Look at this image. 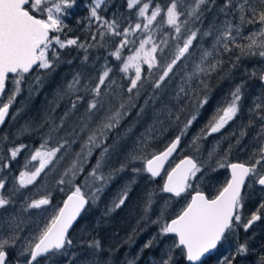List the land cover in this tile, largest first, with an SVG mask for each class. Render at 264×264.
Segmentation results:
<instances>
[{
  "label": "snow or ice",
  "instance_id": "6c2138e0",
  "mask_svg": "<svg viewBox=\"0 0 264 264\" xmlns=\"http://www.w3.org/2000/svg\"><path fill=\"white\" fill-rule=\"evenodd\" d=\"M104 0H93L88 6L89 21L95 20L100 22L98 31L103 39L105 33L112 36L121 37L110 56L121 62L120 71L127 74L129 69H134L133 75L129 79L127 92L132 93L136 89V94L139 95V88L143 87L142 81V66L148 65L150 70L157 66V51L159 48L160 54H164V49L152 41V36L147 35L145 39L139 41V47L133 51L132 55L122 57V50L130 43L135 44V40H129V33L135 34L142 29L150 31L149 26L156 21L158 16L167 23L180 39V43L176 45V50L172 54L170 61L166 62L162 74L159 79L153 83L154 89H159L161 84L173 72V68L182 58L191 55L190 48L193 47V42H198L200 37H213L212 50L205 49L201 55L199 64L195 65V70L188 74L185 80L186 84H190L194 78L200 74L208 75L217 70L223 63L222 60L213 57L214 52L232 53L234 50L239 54L236 56L238 61L243 56H256L264 58V0H223L222 4L216 5V0H194V6L191 11L185 12L183 9H178V0H169L164 7L155 5L151 14H148L150 7L149 2L144 0H126L129 10L137 9L135 15L142 17L145 23L137 22L134 25L128 24L127 28L121 29L120 23L113 18L108 20L99 13ZM209 5L216 6L218 13L223 14L224 19L212 23L211 27L204 32L199 28L190 29L189 21H199L204 14V11H210ZM77 7V0H0V94H3L6 87V81L10 78L14 85L11 94L8 96L7 103L0 105V125H3L5 118L8 115L9 107L13 103L15 96L20 91V85L25 74L30 73L33 69H52L55 62L59 60V53L55 48H65L68 46H76L83 49L87 53L88 48L93 45L78 43L79 38H69L62 40L56 33H61L67 27L64 19L71 14V11ZM163 13V15H161ZM181 17H186L181 19ZM250 25H259L256 31H250L245 34L244 29ZM182 26L185 32L182 33ZM103 29V31H100ZM93 41L96 36L91 37ZM247 41V43H242ZM161 44L166 45L167 41L162 40ZM150 47H146L147 45ZM51 53V55H50ZM213 57L214 62L209 60ZM87 55L84 59L87 60ZM235 67V64L233 65ZM112 68L105 63L102 71L96 77L95 83L91 86L81 85L79 74L73 77L71 83L68 84V91L76 94L81 88L91 97L86 102L87 114L90 117L95 113L100 112L106 101L107 92H102V88L108 87V84L114 83L110 79ZM11 74V76H10ZM255 75V73H253ZM260 79L264 81V73H261ZM37 84L40 78H36ZM203 84V80H200ZM194 88H187L182 84L176 93V98L179 101L183 97H188L190 92H194ZM230 102L225 107L218 109L212 120L206 125L205 129L201 130L202 135H211L219 132L231 120H233L240 111L239 102L242 99L241 86H237L230 93ZM131 99V98H130ZM84 100V96L76 95V99L72 101L71 107L75 109L78 102ZM207 97L199 100V107L206 104ZM124 108V104L120 105V109ZM257 109H262L261 104L256 105ZM120 109L110 115H105L99 128L96 130L104 137L105 130H112L119 124L121 119ZM67 115V113H66ZM171 115V113H169ZM262 126L260 128V146L256 153L253 154L252 161L249 164L245 163H227L226 155L217 161L218 167H228L231 169L230 179L220 189L215 196L209 197L201 191H195L190 195L188 203L175 215L174 218L164 219L163 212L160 217L153 221L159 223L160 235L165 236L171 234L173 236L171 245L159 264H173V251L179 249L187 264H204V259L213 250H216L218 245L229 241V237L236 234L237 228H242L245 232L256 221H260L262 216L259 210L253 213L250 218L242 220L243 196L242 189L245 187L246 180L250 183H255L264 188V114H260ZM179 119V116L176 117ZM197 119V115L193 114L190 119L184 123L180 133L158 154H153L151 158L139 155L136 152L130 153L127 160L121 164L118 171H123L128 164L135 163L137 160L144 162L143 168L133 167V173L145 172L150 174V177H157L164 168L169 157L177 151L181 144V137L187 132V129ZM251 124L252 121L250 120ZM87 127V125H85ZM241 132V136L245 135ZM200 137L193 139L192 144H196ZM96 132L88 137L87 144L88 155L91 154L92 147H99L105 143V139H100L99 142ZM47 143V142H45ZM239 143V141H237ZM24 146L10 149V157L15 159L17 154ZM63 145L44 151L45 144L40 145L32 155V160L39 158L40 164L33 172L21 173L19 184L23 187L32 183L40 172L48 163H51L55 158L56 153L60 151ZM83 151V149H82ZM108 147L103 148V154L108 153ZM212 153H209V157ZM101 162L98 161L96 168L90 173L96 180L100 181V186L91 194L93 202L98 199L97 193L102 192L103 187L111 176L97 175V170L100 168ZM4 168L9 167L8 164L3 165ZM75 168V165H73ZM80 169H78L79 171ZM202 166L198 165L195 160L186 157L180 161L170 172L167 173L166 182L161 189L162 192L170 193L174 197H180L183 193L188 192L193 188L190 181L196 179L197 173L201 172ZM73 172V169H69ZM68 173H65L67 176ZM75 172H73V178ZM65 181L61 179L59 183ZM71 183V179L68 181ZM134 182V181H133ZM6 180L0 177V209L6 208L10 204V199L4 194ZM18 190V189H17ZM129 188L125 186L121 194L114 201L113 211L119 209L125 204L128 199ZM153 193H146L144 201V212L147 215L152 209ZM50 199L44 197L38 200H32L27 203V209H39L42 206L48 205ZM88 203L80 187L68 196L62 208H60L46 223L39 235L25 242L19 252V256L26 257L25 264H39L38 258L47 256L49 253L55 255L67 246L72 245V240L68 238V230L72 227L73 222L80 215L84 206ZM264 209V203L259 206ZM23 223L19 217H12L6 221L0 222V229L7 225L9 229L6 236L0 235V264H14L11 258V249L16 247V242L19 237L20 225ZM149 242L145 247H150ZM88 247L95 251H100V241L94 240L88 244ZM248 252L247 241L238 242L235 247V255L232 258L225 257L224 264H234L236 256H242ZM15 264H21L17 258ZM260 264H264V257H261Z\"/></svg>",
  "mask_w": 264,
  "mask_h": 264
},
{
  "label": "rangeland",
  "instance_id": "374dc122",
  "mask_svg": "<svg viewBox=\"0 0 264 264\" xmlns=\"http://www.w3.org/2000/svg\"><path fill=\"white\" fill-rule=\"evenodd\" d=\"M93 2V0H77V7L73 9L77 14L83 13L85 14V20L87 22V26L91 29V32H99L98 28L100 22L95 21L94 19L89 21V12L88 6ZM223 0H216V5L222 4ZM106 0L101 5L100 11L106 7ZM194 6V0H189V7L192 9ZM181 7L178 5V9ZM210 11H205V14H208V18L205 14V28L206 31L211 27L212 23L216 21L217 16H219V20H223L224 16L221 13H218L216 6L209 5ZM152 8L149 7L148 14H151ZM127 11L130 15V19L127 20V23L122 26V21L117 17V21L120 23L121 29L127 28L128 24L132 23L133 25L137 22L145 23L142 17H138L135 15L137 10L132 9ZM159 17V16H158ZM157 17V18H158ZM193 21L191 20V23ZM156 23V24H155ZM166 27H170L165 23L162 19L159 21H154L152 25L149 26L150 31L145 32L143 29L141 31L136 32L135 34L129 33L128 39L135 40V44H129L122 50V57H127L133 54V51L139 47V41L141 39H145L147 35L152 36V41L158 44L161 47L160 41L163 38L159 39L157 32L159 30L164 29ZM259 25H250L247 26L244 31L247 34L250 31H256ZM171 28V27H170ZM183 28V27H182ZM56 33L62 38H64V32ZM103 31V29H100ZM165 36L170 37L168 34ZM112 39H121V37L112 36ZM116 39V40H117ZM167 44L163 48L164 51L169 48L168 40ZM171 42H174V45L180 43V39L175 37ZM214 40L211 36H205L203 38L198 37V42H193V47L190 48L191 55H187L185 58H182L181 61L177 63V65L184 64L185 69L182 74L175 82L174 88L172 89L170 95L166 100L162 102V104L153 112L151 115L150 121H148L145 125L138 127L132 133L134 136L130 138V143L127 145L128 151L124 153V156L121 155V158L117 160V166L115 169H110L107 174L111 176L114 181L108 180L107 183L111 185L114 184V189L107 195L108 206L113 209L114 201L121 194L122 190L125 186L129 188L128 199L125 201V204L121 206L119 209H115L112 211V214L109 213L108 218L105 220L95 219V214L91 211L87 210L85 214L83 213L81 219L78 222L77 227L70 235L69 239L72 240V245L67 246L66 248L61 250L60 253H56L53 255L49 253L43 259L39 260V264H91L96 257H104L108 260V262L122 263V264H135L137 261H142V264H149L145 260H148L150 264H159L161 257L165 255L168 251L173 237L170 235L161 236L160 235V227L159 223H153L158 217H160L163 212V216L165 220L168 218H174L181 209L188 203L190 199V195L195 193V191H201L205 193L209 197H213L216 193L223 187L222 175H224L226 167H218L217 161L221 160L226 154L225 152L222 155L214 154V151L217 150L220 146V142H222V138L217 140L215 139L214 143L211 145L208 153L204 151H200L201 159L200 161L195 158L197 153L196 146L192 144L193 139L197 135L200 130L192 131L189 137L190 129L194 126H198L201 129H206V125L210 120L214 117L218 109H221L226 106L228 102H230L231 96L230 93L235 90L237 86H241L239 81L236 80L237 76L243 74V62H258L259 66L256 68V74H258L257 78L260 79L261 75V63L264 61V58L259 55L256 56H243L238 61L236 60V56L239 54L234 50L232 53H224V52H214L213 57L220 59L223 63L227 62L229 66L232 67V71L228 70V65L223 66V73L217 71L215 74L211 72L209 76V80L213 73L216 77L214 80H220L221 78L227 79L223 84L214 83L213 87L215 89H209L210 82L207 83L205 77L207 75L200 74L199 77L194 78L190 84H186L185 80L188 74L192 73L195 70V65L200 63L201 55L205 49L212 50V44ZM242 43H247V41H242ZM58 46V45H57ZM151 45H147L146 47H150ZM160 52L159 48L157 53ZM156 56H158L156 54ZM213 57H209L210 61L214 62ZM158 61V59H157ZM121 65L120 61H116ZM222 63V64H223ZM236 63H239L240 66H236ZM221 64V65H222ZM235 64V67L233 66ZM221 65L217 68L220 69ZM122 66V65H121ZM155 67V66H154ZM152 67L150 70H152ZM254 68V67H253ZM147 69V70H146ZM134 69H129L127 74L123 73V77L126 82L129 81L130 77L133 75ZM149 74L148 65L144 64L142 66V75L144 73ZM220 74V76L218 75ZM209 75V74H208ZM218 75V76H217ZM214 76V75H213ZM177 79V78H176ZM200 80H203V84H200ZM22 83V82H21ZM208 86V91H205L203 88L204 85ZM184 85L187 88H194V92H190L188 97H183L179 101L176 98V93L179 90L181 85ZM173 86V82H172ZM14 85L11 81V88L8 91V95L4 98V102L0 105L7 103L8 96L11 94ZM242 91V88H241ZM242 93V92H241ZM18 94V93H17ZM16 94V96H17ZM15 96V98H16ZM114 96V93L111 92L108 97H106V103L104 107L106 108L109 100ZM207 97V103L204 104L203 107H199V100ZM257 97V93L254 90H251L249 98L254 99ZM243 98V94H242ZM242 100V99H241ZM241 100L239 102L240 111L237 116L231 120L224 128L221 130L230 127L231 124L234 126L237 124L236 120L243 115V108H241ZM15 101V99H14ZM13 101V103H14ZM13 103L10 105V109L13 106ZM189 107V114L185 121L181 122V114ZM171 113V115H169ZM193 114L197 115V119L193 121L192 125L187 129V132L184 136L181 137V144L179 146L178 152L173 159V161L167 167V170L162 175L164 177V182L167 176V173L171 171V169L178 163L179 160L184 157H191L194 159L198 165L202 166L201 172L197 173L196 179L190 181L192 183L193 188L188 192L183 193L180 197H171L165 194V197L160 198L157 197L153 192L150 191L148 184L155 188V185H151L150 180L157 181L153 177H150V174L145 172L133 173L132 168H143L144 162L142 160H137L135 163L128 164L127 167L123 171H118L121 164L124 163L129 154L136 152L139 155H143L144 157L151 158L150 152H145L152 145H155L157 149H164L168 143H170L173 138H175L181 131L184 126V123L187 122L188 119L191 118ZM179 116L177 120L176 117ZM105 116H103L104 119ZM241 121V118L239 119ZM250 121V120H249ZM248 121V122H249ZM100 126V123L99 125ZM180 126V130H177L176 127ZM177 133V134H176ZM217 134V133H216ZM211 136H215V133H212ZM222 137V136H219ZM218 137V138H219ZM14 140H5L0 139V177H4L6 180V187L4 190V194L10 199V204L3 209H0V222L6 221L12 217H19L20 220L23 221L20 225L19 237L20 239L16 242V247L11 249V258L14 261L18 258L21 264H25L26 257L19 256V252L24 246L25 242L31 240L33 237L39 235L40 231L43 229L44 225L50 221L52 216L60 209V205L57 203L58 199L54 197L53 193L51 194V190L49 187L48 174L51 171H54L57 165L64 160L65 156L69 152V147H62L60 151L56 153L55 158H53L51 163H48L45 168L40 172V174L35 178V180L27 184L26 186H21L19 184L20 174L21 173H31L36 168L39 167L40 160H32L31 157L36 151L28 152L25 149L21 148V151L17 154L15 159L10 157V148L7 150L6 145L12 143ZM84 145L79 147V151L72 154L70 158L71 167L75 165L73 170L78 171L79 168L85 162L86 153L85 150V140H82ZM210 141L208 140V144ZM211 144V143H210ZM11 146V145H10ZM84 147V148H83ZM231 149L232 144L228 146ZM207 148V147H206ZM212 148V156L209 157V152ZM40 149V148H39ZM53 148L45 147L44 151L50 150ZM83 149V151H82ZM206 150V149H205ZM26 154V155H25ZM158 154V153H157ZM233 157H237V153L231 152ZM227 163L232 159L230 154L226 155ZM89 160V159H88ZM8 164L9 167L4 168L3 165ZM161 176V177H162ZM108 175L106 176V178ZM65 179V176L62 178ZM134 181V182H133ZM58 185H62L57 182ZM99 183H101L99 181ZM106 183V184H107ZM164 185V183H163ZM77 185H75L72 189L73 191ZM105 187V186H104ZM107 191L109 190V186H107ZM89 188V186H88ZM163 188V186H162ZM18 189V190H17ZM52 189V188H51ZM87 189V188H86ZM72 191V192H73ZM84 196H86V190L81 189ZM153 193V204L150 212L145 215L144 212V201L146 198V193ZM44 197H48L50 199V203L48 205L42 206L39 209H27V203L32 200H38ZM53 199H56V203H53ZM106 199V196H105ZM97 201V200H96ZM96 201L94 203H96ZM264 203V202H262ZM96 204H101L96 203ZM264 211V209H262ZM111 217V218H110ZM105 218V216H104ZM110 218V219H109ZM9 229L5 224L2 229H0V235L6 236L8 234ZM98 240L101 244L100 251H95L88 247V244L91 241ZM247 241L248 244V252L242 256H236L234 260V264H260L261 257H264V220L258 222L256 227L251 230L249 234L240 239V237L235 234L229 237V241L226 243H222L219 246V251L216 253V260H220L221 263L224 264V258H232L235 255V247L238 242ZM149 242H151L150 247H145ZM146 252L145 258H141L143 253ZM154 252V253H153ZM120 253H124L126 256L120 255ZM147 256V257H146ZM183 257L179 249L173 251V264H177L178 261ZM206 264V262H204ZM208 264H217V261H211Z\"/></svg>",
  "mask_w": 264,
  "mask_h": 264
},
{
  "label": "trees",
  "instance_id": "16d2710c",
  "mask_svg": "<svg viewBox=\"0 0 264 264\" xmlns=\"http://www.w3.org/2000/svg\"><path fill=\"white\" fill-rule=\"evenodd\" d=\"M144 2H149V0H144ZM168 2L169 0H150V8H153L157 4L164 7ZM178 5L181 7L180 9L185 10V12L191 11L189 0H178ZM86 15H88L87 11L85 14L81 13V15L77 14L76 11H71V14L64 19V23L67 27L62 40L78 37V43L86 42L87 44L93 45V47L88 48L87 53H85L83 49L77 48L76 46H68L61 49L59 46L55 45L59 53V60L54 63L52 69H35L31 73L25 74L20 85V91L9 111L7 121L0 129V139L3 141L14 140L12 143H9L8 146H5L7 150L9 147L16 148L23 145L24 147L22 149L32 152L39 149L41 144H45V147L48 148H56L60 145L69 147V152L64 160L57 165L54 171L48 174V185L51 194L53 193L54 197L58 199L57 203L61 206L66 196L73 191L72 188L77 185L80 189L86 190L85 197L88 199L86 211L89 210V212L91 211L94 213L95 219L105 220L108 218L109 213L112 214V211H110L111 208L105 200L107 201V195L114 189V184L116 182L111 186L107 183L105 187H103L102 192L97 193L98 199L95 201L101 204H96L93 202L91 194L100 186V183L95 177L91 176L90 173L96 168L97 162L100 161L101 166L97 170V175H104L105 177L107 175L108 177L110 176L107 172L112 168L115 169L117 160L128 151L129 148H127V145L130 143V138L134 136L132 133L136 128L150 121L153 112L168 98L174 88L175 82L185 69V63L176 65L173 68V72L169 73V76L161 84L159 89L153 88V83L159 79L166 62L171 60L172 54L176 50V45H174V42H171L175 37L174 30L170 27L159 30V32H157L159 39L163 38V40H168L169 48L164 51L163 55L158 52L157 66L149 70V74L145 72L144 75H142L141 83L143 87L139 88V95L136 94V89H133L132 93H129L127 92L129 81L126 82L124 79L123 73L120 71L121 65L116 62L117 60L115 58L109 55L120 39H112L111 35L108 33H105L103 39H101L100 32H91L92 30L89 29L85 20V17H87ZM100 15L107 18L109 21L113 18L117 19L119 16V19L122 21V26L130 19L126 0H108L106 7L100 11ZM114 15L118 16L114 17ZM161 15H163V13ZM205 15L208 18L209 12ZM206 17L202 16L201 20L192 23L190 20L188 27L193 30L199 28L201 32L206 31ZM184 18L186 17H181V19ZM159 20H161V16L156 19V22ZM130 24H133V21ZM181 31L182 33L185 32L184 27ZM165 34H168L170 37L165 36ZM93 35L96 36L95 41L91 39ZM198 37L203 38L199 35ZM161 47L164 48L165 45L161 44ZM85 55L88 57L87 60L84 59ZM105 63L112 68L110 79L114 81V83L109 85L106 80L105 83L108 87L102 88V92H107L108 95L113 92L114 96L109 100L106 108L104 107L100 112L89 117L87 114L86 102L91 97L83 88H81L78 93L73 94L68 91L67 86L77 74H79L81 85L91 86L95 83L96 77L102 71ZM37 77L40 78L39 84L36 82ZM11 81L10 78L3 94L2 102H4V98L8 95V91L11 88ZM77 94L84 96V100L78 102L76 108L72 109L71 104L72 101L76 99ZM108 95L106 97H108ZM121 104H124L123 109H120ZM118 109L121 111L119 124L112 130H105L104 137H101L100 133L96 130L99 128L98 125L99 123L101 124L103 116L110 115ZM189 110V107H187V109L183 111L180 118L181 122L185 121L188 117ZM85 125H87V127H85ZM176 129L180 130V126L176 127ZM93 132H96L98 138L97 142H99L100 139H105V143L100 144L99 147H92L89 145V147H91L90 155H88V147H86L85 150L87 153L85 162L82 167L79 168V171L73 170V172H75L73 178V172L68 171L69 169H73V167H71L72 159L70 157L73 156L72 154L79 151V147L84 145L83 139L86 141L85 144H87L88 137L92 135ZM195 146V148L199 147L195 158L200 161L201 155L199 153L200 151H205L207 144L204 142H197ZM105 147H108L109 151L102 155L103 148ZM162 150L163 148L157 149L155 145H152L150 149L145 152H152L151 155H153ZM66 172L68 173L67 176H65ZM63 176H65V182L62 185H58L57 182L60 181ZM70 179L71 183L68 182ZM111 181H114V179L111 178ZM150 182L151 185H155V188H152V186L147 183L150 191L157 197H165L166 193L161 191L164 177H160L157 181L151 179ZM107 186L110 187L108 191ZM53 203H56V199H53ZM120 255L126 256L124 253H120ZM145 255L146 252L143 253L141 258H145ZM93 260L91 264H122L115 262L109 263L104 257H96L93 258ZM145 261L150 264L148 260ZM135 264H142V261H137ZM177 264H187V261L182 257Z\"/></svg>",
  "mask_w": 264,
  "mask_h": 264
},
{
  "label": "flooded vegetation",
  "instance_id": "af4514ba",
  "mask_svg": "<svg viewBox=\"0 0 264 264\" xmlns=\"http://www.w3.org/2000/svg\"><path fill=\"white\" fill-rule=\"evenodd\" d=\"M107 2L108 0H106V3ZM117 16L118 15H114V17ZM224 65H228L227 62L223 63L221 65V68L215 71V74L217 71L223 73ZM241 65L243 66L244 72L242 75L239 74L236 78V80L239 81V83L241 84V88H242L241 92L243 94V98L241 100V105H242L241 108H243L244 111L242 117H240L241 121L239 120L240 119L239 118L238 121L236 120L237 124L235 126L231 124L230 127L220 130L219 132H217V134L215 133V136L202 135L201 134L202 129L198 126H194L190 129L189 137L192 131L200 130L195 137L197 136L200 137L197 140V142H204L207 144V148L204 151L205 153H208V150L210 149L211 145L214 143L215 139L217 141L222 138V142H220L219 148L214 151L215 155L217 154L222 155V153L226 151L225 154L226 155L230 154L232 158L229 160V163L249 164L252 161L253 154L257 152L260 146L259 133H260V128L262 126V121L260 120L259 116L260 114H264V108L257 109L256 105L261 104L262 106H264V81L258 79L257 78L258 74L255 73L257 70L256 68L259 66L258 62H243L241 63ZM236 66L239 67L240 64L236 63ZM261 66H262L261 72L264 73V61L261 63ZM228 70L232 71V67L229 65H228ZM253 73H255V75H253ZM210 74L205 77L207 83L210 82L211 84L209 89L212 88L215 89V86L213 87L212 83H214L215 85L216 84L218 85L220 83L223 84L225 80L230 78L229 77L224 80L221 78L220 80L212 81L213 78L216 77V75L213 73L214 76L212 75L211 79L209 80ZM218 75L220 76V74ZM207 83L203 87L205 88V91H208ZM217 85L216 87H218ZM251 90H254L257 93V97H255L254 99L249 98ZM1 103L2 100L0 104ZM249 120L252 121L251 124L248 122ZM242 131L246 133L243 136H241ZM208 140L210 141L211 144L210 143L208 144ZM237 141H239V143H237ZM231 144L232 147L231 149H229L228 146ZM231 152L237 153V157H233ZM209 153H213L212 148ZM225 172L226 173L222 175V181H224L223 186L225 185L226 181L230 179V171L228 167L225 168ZM192 194L194 193L192 192ZM242 196H243V204H244L241 213L242 220L250 218V216L253 213H256L258 210H259V214L262 216V219L260 221H256L252 225V227L247 230V232H245L242 228H237L236 234L240 237V239H242V237L245 236L246 234H249L251 230L256 227V224L258 222L264 220V211H262V209L259 208L260 204L264 202V188H262V186L258 184L250 183V178H249V180H246L245 182V187L243 188ZM217 251H219V248L216 250V252L213 255L209 256L206 260H204V262H206V264H208L211 261H215V262L217 261V264L221 263L220 260L218 259L216 260Z\"/></svg>",
  "mask_w": 264,
  "mask_h": 264
},
{
  "label": "water",
  "instance_id": "95a60500",
  "mask_svg": "<svg viewBox=\"0 0 264 264\" xmlns=\"http://www.w3.org/2000/svg\"><path fill=\"white\" fill-rule=\"evenodd\" d=\"M35 70V68L33 69V71ZM33 71H31V72H33ZM30 72V73H31ZM29 74V73H28ZM10 76H11V74H10ZM7 83H8V81H6V86H7ZM5 90H6V87H5ZM5 92V91H4ZM4 94V93H3ZM3 94H0V102H1V100H2V98H3ZM9 111H10V107H9ZM8 115H9V112H8ZM8 115H7V117L5 118V122H4V124L6 123V121H7V118H8ZM4 124L3 125H0V129L4 126ZM178 149H179V147H178ZM178 149H177V151L176 152H174L170 157H169V159H168V161L165 163V165H164V168L161 170V173H160V175L159 176H157V177H154L155 179H158V178H160L164 173H165V171L167 170V167L169 166V164L173 161V159L175 158V156H176V154H177V152H178ZM187 157H189V156H187ZM184 158H186V157H184ZM183 158V159H184ZM191 158V157H190ZM182 160V159H181ZM181 160H179L178 161V163L177 164H179L180 163V161ZM194 160V159H193ZM197 163V162H196ZM176 164V165H177ZM175 165V166H176ZM174 166V167H175ZM173 167V168H174ZM172 170V169H171ZM229 171H230V174H231V169L229 168ZM166 179H167V176H166ZM166 179H165V182H166ZM164 182V183H165ZM242 191H243V189H242ZM72 193V192H71ZM71 193L70 194H68L67 196H66V198L64 199V201H63V203H62V205H61V207L60 208H62L63 207V205H64V202L67 200V198H68V196L69 195H71ZM166 193V192H165ZM167 195H169V196H171V197H174L172 194H170V193H166ZM206 195V194H205ZM86 198V197H85ZM87 199V198H86ZM88 200V199H87ZM87 207H88V203L84 206V208H83V210L81 211V213H80V215L76 218V220L73 222V225H72V227L68 230V238H69V236H70V234L72 233V231L75 229V227H76V225L78 224V222H79V220L81 219V217H82V215H83V213L86 211V209H87ZM169 235H171V234H169ZM172 236V235H171ZM219 248V245H218V247H217V249ZM216 249V250H217ZM216 250H213L210 254H208L207 256H206V258L204 259V260H206L209 256H211V255H213L215 252H216ZM45 257V256H44ZM44 257H39L38 258V261L39 260H41V259H43Z\"/></svg>",
  "mask_w": 264,
  "mask_h": 264
}]
</instances>
